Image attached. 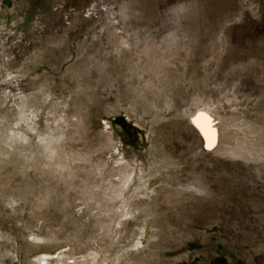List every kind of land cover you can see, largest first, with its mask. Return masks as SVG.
<instances>
[{
    "label": "rangeland",
    "instance_id": "obj_1",
    "mask_svg": "<svg viewBox=\"0 0 264 264\" xmlns=\"http://www.w3.org/2000/svg\"><path fill=\"white\" fill-rule=\"evenodd\" d=\"M50 258L264 264V0H0V264Z\"/></svg>",
    "mask_w": 264,
    "mask_h": 264
},
{
    "label": "bare ground",
    "instance_id": "obj_2",
    "mask_svg": "<svg viewBox=\"0 0 264 264\" xmlns=\"http://www.w3.org/2000/svg\"><path fill=\"white\" fill-rule=\"evenodd\" d=\"M46 262V264H63L61 261H54L51 258L50 259H45L44 260Z\"/></svg>",
    "mask_w": 264,
    "mask_h": 264
},
{
    "label": "water",
    "instance_id": "obj_3",
    "mask_svg": "<svg viewBox=\"0 0 264 264\" xmlns=\"http://www.w3.org/2000/svg\"><path fill=\"white\" fill-rule=\"evenodd\" d=\"M206 116H208V115H206ZM195 120V119H194ZM43 262H45V261H43ZM46 263V262H45Z\"/></svg>",
    "mask_w": 264,
    "mask_h": 264
},
{
    "label": "snow or ice",
    "instance_id": "obj_4",
    "mask_svg": "<svg viewBox=\"0 0 264 264\" xmlns=\"http://www.w3.org/2000/svg\"><path fill=\"white\" fill-rule=\"evenodd\" d=\"M203 115V114H202Z\"/></svg>",
    "mask_w": 264,
    "mask_h": 264
}]
</instances>
